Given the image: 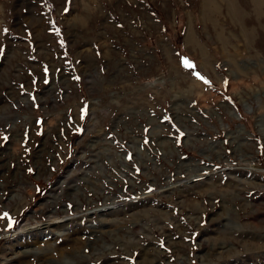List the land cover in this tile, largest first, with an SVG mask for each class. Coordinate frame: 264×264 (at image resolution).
I'll return each mask as SVG.
<instances>
[{
	"label": "rangeland",
	"instance_id": "rangeland-1",
	"mask_svg": "<svg viewBox=\"0 0 264 264\" xmlns=\"http://www.w3.org/2000/svg\"><path fill=\"white\" fill-rule=\"evenodd\" d=\"M240 1L205 27L203 0H0V264H264V54L240 34L262 9Z\"/></svg>",
	"mask_w": 264,
	"mask_h": 264
},
{
	"label": "bare ground",
	"instance_id": "bare-ground-1",
	"mask_svg": "<svg viewBox=\"0 0 264 264\" xmlns=\"http://www.w3.org/2000/svg\"><path fill=\"white\" fill-rule=\"evenodd\" d=\"M253 2V4L255 6L258 5L259 9L260 6L263 4V0H251ZM221 2H225V4L228 7V15L230 18H233V21L236 20L237 18L243 16L244 12L241 11L238 8L237 3L230 1V0H217L216 4L214 3L213 0H203V6H204V14L203 17L206 20L205 22H209L212 25H218V23L213 20V16L215 13L219 12V4ZM247 15H244V17L241 20H236L234 21L235 23L237 22H243V19L246 17ZM240 34L246 39V41L248 40V38L250 36H252L253 34H255L254 32V28L253 27H240ZM189 40V44L190 46H194L195 48L198 49L199 51V55H200V59H201V67L203 68H207L208 66L211 65V59L207 53V50L205 48H203V46H201L199 44V42L197 41L196 37L194 34L190 33L189 34V38H186V42H188ZM235 237V236H234Z\"/></svg>",
	"mask_w": 264,
	"mask_h": 264
},
{
	"label": "crops",
	"instance_id": "crops-1",
	"mask_svg": "<svg viewBox=\"0 0 264 264\" xmlns=\"http://www.w3.org/2000/svg\"><path fill=\"white\" fill-rule=\"evenodd\" d=\"M233 1H239L240 3H241V6L243 7V8H245V9H247L246 8V6L240 1V0H233ZM264 1V0H263ZM249 2H250V4L252 3L251 2V0H249ZM262 6H263V8H262ZM261 9H262V13H261V15H260V17L259 18H256V16L255 15H252V18H251V16H250V20L252 21V22H254V24H252V25H255V27H257L256 25V22L257 23H259V25H260V27H257L258 29L255 31V33H257L256 34V37H255V40H254V46L256 47V49L260 52V53H262V54H264V26H263V24H264V22H262V19L264 18V2H263V4L261 5ZM227 11V9H226V5H224V7L222 8V10H220L219 11V14H216L214 17H213V20L215 19L216 20V22H218V25H213L212 26V24H209V25H207L206 23H205V27H220V23H225V26H226V24L228 25V27H239L238 25H235L232 21H231V19L229 18V16H228V13L226 12ZM200 14H201V11H200ZM224 16V17H223ZM201 18H202V14H201ZM202 20H203V18H202ZM247 20V19H246ZM245 20V21H246ZM204 21V20H203ZM206 21V20H205ZM263 23V24H262ZM244 24L246 25V23L244 22ZM251 25V24H250ZM250 25H246L247 27H252V26H250ZM216 36H214V38H215ZM252 45V46H253Z\"/></svg>",
	"mask_w": 264,
	"mask_h": 264
},
{
	"label": "trees",
	"instance_id": "trees-1",
	"mask_svg": "<svg viewBox=\"0 0 264 264\" xmlns=\"http://www.w3.org/2000/svg\"><path fill=\"white\" fill-rule=\"evenodd\" d=\"M180 32H181V34L183 33V31L181 29H180ZM186 63L188 66H190L199 75L200 72H199L198 68L195 67L193 59L188 60Z\"/></svg>",
	"mask_w": 264,
	"mask_h": 264
}]
</instances>
